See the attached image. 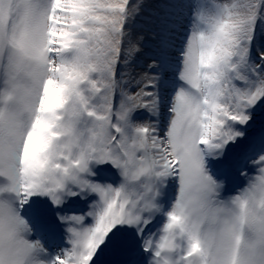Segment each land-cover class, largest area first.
<instances>
[{
    "label": "snow or ice",
    "instance_id": "6c2138e0",
    "mask_svg": "<svg viewBox=\"0 0 264 264\" xmlns=\"http://www.w3.org/2000/svg\"><path fill=\"white\" fill-rule=\"evenodd\" d=\"M144 7L0 0V264H264V0Z\"/></svg>",
    "mask_w": 264,
    "mask_h": 264
},
{
    "label": "rangeland",
    "instance_id": "374dc122",
    "mask_svg": "<svg viewBox=\"0 0 264 264\" xmlns=\"http://www.w3.org/2000/svg\"><path fill=\"white\" fill-rule=\"evenodd\" d=\"M136 2V1H135ZM144 4V11L142 12L141 17L137 20L136 26L133 27L132 31L134 35H144L145 44L152 42L151 33L149 31V25L147 18L154 12L162 10V5L167 3V0H140ZM140 25H143L141 27ZM147 51V49H145ZM150 61L147 59V56H141L137 59L136 63L133 65V69L136 73L145 74L149 72L148 64ZM127 71V69H125Z\"/></svg>",
    "mask_w": 264,
    "mask_h": 264
},
{
    "label": "trees",
    "instance_id": "16d2710c",
    "mask_svg": "<svg viewBox=\"0 0 264 264\" xmlns=\"http://www.w3.org/2000/svg\"><path fill=\"white\" fill-rule=\"evenodd\" d=\"M136 0H134V2H135Z\"/></svg>",
    "mask_w": 264,
    "mask_h": 264
},
{
    "label": "bare ground",
    "instance_id": "6f19581e",
    "mask_svg": "<svg viewBox=\"0 0 264 264\" xmlns=\"http://www.w3.org/2000/svg\"><path fill=\"white\" fill-rule=\"evenodd\" d=\"M234 194V193H233Z\"/></svg>",
    "mask_w": 264,
    "mask_h": 264
}]
</instances>
